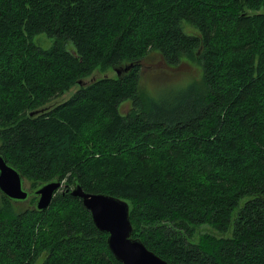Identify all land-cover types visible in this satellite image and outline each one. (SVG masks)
I'll list each match as a JSON object with an SVG mask.
<instances>
[{"label": "trees", "instance_id": "obj_1", "mask_svg": "<svg viewBox=\"0 0 264 264\" xmlns=\"http://www.w3.org/2000/svg\"><path fill=\"white\" fill-rule=\"evenodd\" d=\"M153 50L196 58L201 81L140 92ZM0 153L31 188L126 199L132 235L172 264H264V0H0ZM0 196V264H122L80 197ZM201 224L230 234L194 241Z\"/></svg>", "mask_w": 264, "mask_h": 264}, {"label": "water", "instance_id": "obj_2", "mask_svg": "<svg viewBox=\"0 0 264 264\" xmlns=\"http://www.w3.org/2000/svg\"><path fill=\"white\" fill-rule=\"evenodd\" d=\"M131 64L132 62L125 63L121 68L127 70ZM114 68L119 74L120 67ZM82 81L78 80L79 83ZM36 111H31L30 114ZM57 190L63 193L69 191L80 197L83 205L90 211L96 227L107 232L108 247L122 264H172L148 248L139 237L132 235L130 205L126 199L101 191H87L77 179H74L71 187L59 178H52L39 181L34 188H28L24 185L20 170L0 153V193L11 201H21L35 195L34 207L45 209Z\"/></svg>", "mask_w": 264, "mask_h": 264}, {"label": "rangeland", "instance_id": "obj_3", "mask_svg": "<svg viewBox=\"0 0 264 264\" xmlns=\"http://www.w3.org/2000/svg\"><path fill=\"white\" fill-rule=\"evenodd\" d=\"M180 25L186 33H198V29L191 22L185 19H181ZM32 40L35 44L41 47H48L54 42L55 37L49 36L45 32H39L33 36ZM65 45L67 47H70L69 42H66ZM140 63L141 70L139 79V91L142 93L155 95L159 93L162 88L178 87L186 82H189L190 80L201 81L202 67L200 62L196 58L190 57L185 54L181 55L177 64L169 65L164 61L158 51L153 50L142 57L140 59ZM104 72L108 73L111 76H114L117 73L115 68H108L105 71H101V74H103ZM75 88L76 86H71L70 89L66 90L59 97L52 100L49 104L66 99ZM130 107V99L123 100L118 106L121 113H126V111L130 109ZM24 185L28 188H31L30 181L26 179L24 180ZM34 199H31L30 197L21 201H10V206L15 211H20L27 207H32ZM2 201L3 199L0 196V207L5 206V203H2ZM206 233L215 236H227L230 234V230L219 232L209 224L196 225L194 227L192 239L194 241H200L202 235ZM42 258L43 255H41V257L38 259V262L42 260Z\"/></svg>", "mask_w": 264, "mask_h": 264}]
</instances>
